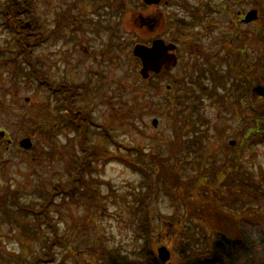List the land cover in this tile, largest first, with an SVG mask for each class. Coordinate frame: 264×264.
I'll return each mask as SVG.
<instances>
[{
    "label": "rangeland",
    "instance_id": "obj_1",
    "mask_svg": "<svg viewBox=\"0 0 264 264\" xmlns=\"http://www.w3.org/2000/svg\"><path fill=\"white\" fill-rule=\"evenodd\" d=\"M189 1L205 15L194 19L192 14L189 25L180 23L189 30L186 36L170 26L168 40L178 45L179 64L146 81L133 54L134 46L150 35L139 20L151 14L143 0H28L24 27L34 35L50 34L28 51L48 84L60 87L58 92L42 85L22 60L11 62L17 45L13 34L1 27L0 16V130L13 141L8 150L0 146V264H24L44 254L47 242H55L45 219L36 221L32 214L19 211L13 198L35 211L51 203L48 211L59 234L53 249L56 260L46 264H97L90 252L103 245L131 260L140 258L145 242L136 209L140 196L150 191L146 199L152 249L158 256V248L166 246L171 252L168 264H179L180 241H186L182 232L195 233L199 240L193 241L194 248L201 251L210 244L204 235L213 238V225L204 222L195 232L193 222L184 218L192 210L185 203L188 197H202L192 183L202 173L214 182L220 172L223 197L227 182L246 173L264 188V139L244 140L246 129L263 113L249 100L246 85L253 80L256 84L264 72V12L246 24L239 16L257 9L256 0H199V5ZM162 9L159 14L178 8ZM212 74L225 86L215 87ZM201 79L212 89L207 96L199 87ZM176 81L182 85L179 90ZM67 87L80 92L71 93L74 110L89 116L84 137L64 107L69 105L62 93ZM177 102L186 108L179 109ZM185 118L191 123L182 129ZM177 128L192 146H204L200 162L195 158L198 147L196 154L180 150ZM27 137L33 142L30 150L19 145ZM173 144L177 152L171 150ZM84 147L93 152L86 161ZM212 154L216 158L208 162ZM229 159H238V166L225 162ZM78 163H83V182L73 185V196L56 195L57 186L72 187ZM134 166L149 169L150 180ZM171 167L186 194L169 192ZM165 172L167 184L162 183ZM4 205L12 220L1 212ZM230 208L239 217L254 211L252 204ZM253 220L242 222L243 228L228 226L229 231L235 235L247 229L254 242L259 230Z\"/></svg>",
    "mask_w": 264,
    "mask_h": 264
},
{
    "label": "trees",
    "instance_id": "obj_2",
    "mask_svg": "<svg viewBox=\"0 0 264 264\" xmlns=\"http://www.w3.org/2000/svg\"><path fill=\"white\" fill-rule=\"evenodd\" d=\"M256 2V8L263 13L264 0H256ZM29 12L30 10L28 0H8V2L6 0L4 4L0 5V16L4 23L1 27H4L6 31L13 34V39L17 45L16 49L11 51L16 55V59H12L11 62L16 63L19 62V60H22L23 65H27L31 73L41 84L48 86L52 91L58 92L60 87L56 89L52 88L51 85L48 84L49 80L44 77L43 73L41 72V68L39 65L35 64L30 55V51H28L33 45L42 43L50 35H34L33 32L24 27L27 22L26 18H28L27 16ZM24 16L26 17L24 18ZM178 34L188 35L186 28L179 29V27ZM212 76L215 87H217V84L225 86L226 82L223 79H217L218 76L216 78L213 74ZM243 82H245V80H243ZM177 83L178 82L174 84L175 89L179 90L181 86ZM203 83V79L198 81L199 87L201 90L203 89V93H212V89L205 87ZM254 83L255 80L252 81L250 86L246 85V91L250 95V99H248L252 101V104L256 103V105L259 107V111L264 113V72L258 76L256 84ZM62 93L64 100H71L72 91L70 88L67 87L66 90L62 91ZM177 104L178 108L181 110L182 108H186V105L184 104L182 107L178 102ZM263 113L259 112V116L261 118L255 120V125L253 127L246 129L244 133V140L264 139V120L262 118L264 116ZM71 121H73L74 127L78 130V133H80L82 129L81 133L82 137H84L85 135L83 134V131L86 129V120L82 117H77L71 118ZM181 123L182 124L180 126L182 129H185V127L188 126L187 124L191 122L188 120V118H185ZM189 128H191L192 131H195L193 126H189ZM178 129L179 128L176 129L177 137L175 140L180 143V145H178L181 147L180 150L183 149L185 152L194 151L196 154L195 149L198 147L199 150H197V157L195 158L198 160V162H200V159L203 156L204 146L198 144L192 146V144H190V138H185L186 133L183 132V130ZM80 143L82 146L84 145V138L80 139ZM174 145L176 146V144H173L171 150L173 152H177V148H175ZM242 147L243 146H241V148ZM84 148L85 154L83 156V160L86 161L88 159L87 156L93 155V152H89L86 147ZM129 149L132 151H138L140 154L145 155V153L141 152V149L139 148L130 147ZM215 158V155L212 154V156L210 155V158L207 159V161H212V159L215 160ZM225 162H233L232 167H235L238 166L239 161L238 159H229L227 161L225 160ZM83 163L82 165L78 163L75 167L76 174L72 175V183H70L72 187L64 189L63 187L60 188L57 186L58 193L56 195L59 194L73 196L72 193L74 192L75 188L73 185H75L77 182H83ZM88 164H91V162H88ZM134 167L142 172L145 178L150 180L149 169L145 167L142 168L140 166ZM174 170L175 169H173V167L170 168L169 192H175L177 196L184 193L186 194L188 191L185 188V184L180 179V175ZM224 172L227 173L226 170H224ZM168 174V172L162 173L163 178L166 175L165 178L162 179V183L167 184V181L169 180V177L167 178ZM261 174L264 177L263 171H261ZM192 183L194 184L195 188L200 191V195L202 197L201 199L197 200L188 197L185 203L192 210L190 213L187 212L184 218L193 222L194 227L196 228L195 232L200 231V228L203 227L204 222H207L208 225H213L211 230L213 232V238L207 239V237L204 235V238L206 241L209 240L210 244L206 250L201 251L194 248V245L197 243L193 242L194 240H199V237L197 238L195 233H190V231H185L184 233L182 232L181 234L184 235V239L186 241H180V255L182 260H180L179 264H264V188L261 187V184L258 182V180L251 178L249 175L247 176V173L243 177L239 176L238 179L236 178L233 181L231 180L227 182V193L224 195V197L222 196L223 192L221 191L222 178L220 172H217V180L214 182L209 180L207 174L202 173L197 178V180ZM146 185L147 183L145 186ZM140 198L138 202L139 205L136 209V215L141 216L142 227L138 228V231L143 236L145 242L144 246L138 253L140 258L137 260H131L126 254L103 245L96 248L94 252H90L93 260L97 261V264H168V262L163 263L158 258L156 252L152 249L154 236L151 228L153 226L150 219L151 216L149 215V200H147L150 198V191H147L146 194L141 195ZM13 202L15 205H19L17 206L19 211H24L28 215L32 214L36 221L44 218L52 230L54 241L57 242L56 237H58L59 234L58 229L52 223V218L48 211L51 203L47 202L41 206L42 208H40L39 211H35V208H26V206H22L14 198ZM239 203L245 205H254L253 213L249 211L245 214L244 212L242 216L239 217L235 211H230V207L236 206ZM1 212L5 217L8 218V220H12V215L10 212H8L7 205L1 206ZM252 218L255 220H253L254 222H252V224L259 230V235H257V238L254 240V242L250 241L247 229L244 231H239L240 234L236 233L235 235L233 232L229 231L230 229L228 226L233 227L234 225H239V228H243L241 223L244 221L250 223ZM181 224L182 222H179V224H176V226ZM172 234L176 235L174 232ZM55 242H52V240L47 242L42 248V250L45 251L44 254L40 256L34 255L32 256L31 261H25L24 264H46L55 261L56 254L53 253V249L55 245H57ZM250 242L252 246H250Z\"/></svg>",
    "mask_w": 264,
    "mask_h": 264
},
{
    "label": "flooded vegetation",
    "instance_id": "obj_3",
    "mask_svg": "<svg viewBox=\"0 0 264 264\" xmlns=\"http://www.w3.org/2000/svg\"><path fill=\"white\" fill-rule=\"evenodd\" d=\"M5 1V0H4ZM198 3L196 2V0L193 1V3L196 5H199V0H197ZM8 2V0H7ZM144 2V1H143ZM189 0H161L159 3H153L151 5L147 4L146 2H144V4H146L148 6V8H151V14H149L146 18L144 17H139V20L141 22V26L142 27H147L148 30L150 31V35L149 37L146 38H142V42L143 44L146 43V45H151L153 42L161 40L164 41L166 44H170V43H174L171 42L170 40H168V37L170 36V26H173V31L175 29V24H179V23H189L190 19H191V15L193 14L194 19L196 18V13H199L200 18L204 17V12L202 9L200 8H192L189 4ZM120 4H123V1L119 2ZM164 7H168V9L170 8H178V9H174L172 12L170 13H163V14H159V11H163L162 8ZM74 17V16H73ZM71 17L73 20L74 18ZM163 17V19H162ZM245 17V13L239 16V19L241 21H243ZM162 22H164L162 24ZM174 24V25H173ZM171 34H175L174 32H172ZM173 37V36H171ZM176 37V36H175ZM141 43V42H139ZM138 44V43H137ZM177 54H178V49H177ZM179 57V55H178ZM166 70H163L159 75H156V77H160L164 74ZM152 75H150L149 79L151 78ZM146 80V81H148ZM73 96L76 95L77 93H72ZM73 105H72V100L69 101V105H67V107H65L66 112L70 114V118H77L79 116L82 115L83 119L86 120V118L88 119L89 116L81 114L79 111H75L73 110ZM1 132V130H0ZM4 135L0 136V146L1 147H5V149H9L12 145H13V141L12 144H9L8 141L10 140L8 133L6 131H3Z\"/></svg>",
    "mask_w": 264,
    "mask_h": 264
},
{
    "label": "water",
    "instance_id": "obj_4",
    "mask_svg": "<svg viewBox=\"0 0 264 264\" xmlns=\"http://www.w3.org/2000/svg\"><path fill=\"white\" fill-rule=\"evenodd\" d=\"M147 4L159 3L161 0H144ZM258 10H251L244 19L245 23H251L256 21L259 17ZM177 46L173 43L166 44L164 41L158 40L153 42L151 46L138 44L135 46L133 52L134 55L141 59L142 69L141 74L143 78L148 79L151 73L159 74L163 69L170 70L176 67L178 64V56L175 53ZM29 101V99H26ZM154 126H157V120L153 122ZM4 135V132H0V136ZM235 141L231 142L234 145ZM20 146L23 149H31L33 142L31 138H23L20 141ZM158 257L163 263H167L171 259V252L166 246L158 248Z\"/></svg>",
    "mask_w": 264,
    "mask_h": 264
}]
</instances>
